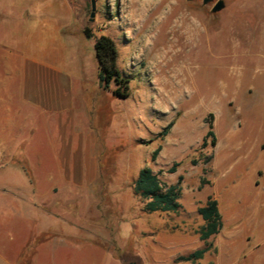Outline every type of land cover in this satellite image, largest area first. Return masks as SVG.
Wrapping results in <instances>:
<instances>
[{"label": "rangeland", "instance_id": "374dc122", "mask_svg": "<svg viewBox=\"0 0 264 264\" xmlns=\"http://www.w3.org/2000/svg\"><path fill=\"white\" fill-rule=\"evenodd\" d=\"M217 1L95 0L91 22V0H0V78H12L17 109V126L0 128V264H62L60 252L66 264H264V0H224L214 14ZM190 24L201 36L191 53ZM101 36L116 46L127 99L100 84ZM34 55L73 93L48 123L25 98ZM207 122L215 146H203ZM147 167L167 185L181 178L177 213L144 211L134 187ZM210 196L223 225L203 241ZM40 234L49 239L36 245ZM203 248L196 263L178 261Z\"/></svg>", "mask_w": 264, "mask_h": 264}, {"label": "trees", "instance_id": "16d2710c", "mask_svg": "<svg viewBox=\"0 0 264 264\" xmlns=\"http://www.w3.org/2000/svg\"><path fill=\"white\" fill-rule=\"evenodd\" d=\"M88 37L90 35L88 34ZM94 51L98 59V77L100 84L103 88L107 89L109 85L115 84L117 89L113 92L114 96L119 99H127L130 96L129 84L130 81L126 75L120 71L117 67L118 52L113 40L108 36H101L94 44ZM209 131L206 133L203 140V146H207L208 140L211 138V146L216 145V138L214 134V127L212 122H207ZM170 130V126L163 131L162 135L165 136ZM158 148L153 152L152 159L155 160L156 156L160 152ZM179 164H174L169 170V173H174L177 170ZM181 178L177 185H167L162 183L157 174L153 172L152 168H144L140 171L135 181L134 191L142 200L145 201L144 211L148 213H177L181 205L178 202L181 196L180 187ZM199 214L203 218L205 225L201 231V240L207 241L212 236L217 235L222 229V215L219 210L218 202L213 197H209L206 204L199 209ZM49 237L42 236L41 234L36 237L34 244H42L46 242ZM208 248H203L194 251L188 256H182L178 258V261L196 263L201 260ZM28 259V254L25 258L21 259L23 263Z\"/></svg>", "mask_w": 264, "mask_h": 264}, {"label": "crops", "instance_id": "0c3cea01", "mask_svg": "<svg viewBox=\"0 0 264 264\" xmlns=\"http://www.w3.org/2000/svg\"><path fill=\"white\" fill-rule=\"evenodd\" d=\"M9 65L11 68L12 65ZM25 66L27 71V73H25V98L28 101L27 103L32 107L35 105L37 109L43 111L42 116L45 118V123H48V117L51 113L61 114L64 110L72 108L73 93L68 91L67 78L57 67L46 68V64L37 60L35 55L31 60L27 61ZM0 80H2V82H0V128L11 129L17 126L15 124L17 109L15 108L14 110L12 107L15 93L8 90V87L13 80L12 78L4 77H1ZM31 92L36 93V101L38 100L37 103L29 101ZM60 242V239H54L51 244H59ZM51 244H48L47 246L50 247ZM69 246L72 247L71 245ZM38 256H40V254ZM58 258H63L65 262L62 264H66V260H69L70 257L67 256L66 253L60 252V256L58 254L57 257H54V260ZM85 262L96 264L95 259H90V257H88ZM34 264L36 263L34 262Z\"/></svg>", "mask_w": 264, "mask_h": 264}, {"label": "bare ground", "instance_id": "6f19581e", "mask_svg": "<svg viewBox=\"0 0 264 264\" xmlns=\"http://www.w3.org/2000/svg\"><path fill=\"white\" fill-rule=\"evenodd\" d=\"M143 4V3H142ZM148 6V5H147ZM150 6V5H149ZM151 9V8H150ZM142 12L143 13H145L146 12V10H145V8H143L142 9ZM135 13V12H134ZM149 14H150V12H149ZM134 15V14H133ZM148 16V15H147ZM164 21V20H163ZM150 22V21H149ZM160 21L159 20H157L156 19V22H155V24H154V26L152 27V32H154L155 33V31L156 30H158L159 29V27H160ZM175 23V25L173 26V28H172V30H171V33L170 34H172L171 36H173V39H172V41H173V47H176V43H177V22H174ZM193 23V22H192ZM140 25H141V23H140ZM147 25V24H146ZM191 25V24H190ZM179 27V26H178ZM188 30H189V32L187 33V36H186V39H184L185 40V43L182 45L183 47H185V48H187V49H189V53H191V52H194L197 48H199L198 47V43H200L201 42V36H200V29H199V27L197 26V25H194V24H192L191 25V27H189L188 28ZM187 31V30H186ZM153 33V34H154ZM185 33V32H184ZM183 36H184V34H183ZM147 40V39H146ZM150 40V39H149ZM150 41H148L147 42V44L149 43ZM182 44V43H181ZM150 45H151V43H150ZM169 46V45H168ZM172 48V47H171ZM175 49V48H174ZM200 49V48H199ZM170 52V51H169ZM174 54V53H173ZM165 56V55H164ZM164 61V60H163ZM166 62V61H165ZM190 62V61H189ZM163 63V62H162ZM181 66V65H180ZM184 66V65H183ZM179 69V68H178ZM187 69H189V68H183V69H180L179 71H178V73H177V76H175V79L174 78H172V79H174V80H177L178 81V86L180 85H182V82L183 81H181L180 79H181V77L183 76V73H184V70H187ZM177 72V71H176ZM176 75V74H175ZM168 81H170V80H168ZM172 81V80H171ZM175 83V82H174ZM174 87V86H173ZM170 89V88H169ZM176 90V89H175ZM173 91V90H172ZM188 129V128H187ZM189 137V136H188Z\"/></svg>", "mask_w": 264, "mask_h": 264}, {"label": "water", "instance_id": "95a60500", "mask_svg": "<svg viewBox=\"0 0 264 264\" xmlns=\"http://www.w3.org/2000/svg\"><path fill=\"white\" fill-rule=\"evenodd\" d=\"M188 1H192V0H188ZM211 2L212 0H203V5H208ZM223 9H225L224 0H218L212 8V13L216 14L222 11ZM95 18H96V2L95 0H91V18L89 20L93 22ZM130 264H138V263H130Z\"/></svg>", "mask_w": 264, "mask_h": 264}]
</instances>
